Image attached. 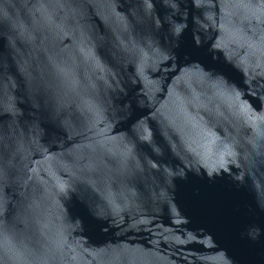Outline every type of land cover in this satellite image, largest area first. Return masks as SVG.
Wrapping results in <instances>:
<instances>
[{
	"label": "water",
	"instance_id": "water-1",
	"mask_svg": "<svg viewBox=\"0 0 264 264\" xmlns=\"http://www.w3.org/2000/svg\"><path fill=\"white\" fill-rule=\"evenodd\" d=\"M0 264H264V0H0Z\"/></svg>",
	"mask_w": 264,
	"mask_h": 264
}]
</instances>
